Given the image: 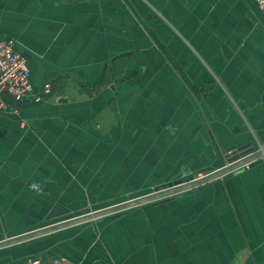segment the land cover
Wrapping results in <instances>:
<instances>
[{
    "label": "crops",
    "instance_id": "0c3cea01",
    "mask_svg": "<svg viewBox=\"0 0 264 264\" xmlns=\"http://www.w3.org/2000/svg\"><path fill=\"white\" fill-rule=\"evenodd\" d=\"M33 96L0 112V241L197 180L264 149L253 0H0ZM46 82L52 95L41 101ZM264 264V158L0 249V264Z\"/></svg>",
    "mask_w": 264,
    "mask_h": 264
},
{
    "label": "water",
    "instance_id": "95a60500",
    "mask_svg": "<svg viewBox=\"0 0 264 264\" xmlns=\"http://www.w3.org/2000/svg\"><path fill=\"white\" fill-rule=\"evenodd\" d=\"M263 158H264V149L257 150L250 143L246 144L240 148H237L236 150H234L233 152L227 155L226 159L228 164L226 166L217 170L216 172L205 175L202 178H199L197 180H192L186 183H183L181 180H176L174 182L166 183L164 185L157 187L153 193L147 196L135 200H131L129 202H124L104 210L78 216L76 218H72L64 222L52 224L45 228L43 227L25 234L16 235L7 238L6 240L0 241V249L48 234L50 232L58 231L71 226L80 225L92 219L100 218L111 213L129 209L140 204H145L166 195L177 193L179 191L193 189L195 187L204 185L228 172H232V171H236V173L244 172L246 169L253 168L261 164Z\"/></svg>",
    "mask_w": 264,
    "mask_h": 264
},
{
    "label": "built area",
    "instance_id": "2783aa9c",
    "mask_svg": "<svg viewBox=\"0 0 264 264\" xmlns=\"http://www.w3.org/2000/svg\"><path fill=\"white\" fill-rule=\"evenodd\" d=\"M264 13V0H253ZM30 70L26 56L15 48L9 39L0 40V112L17 114L18 105L33 96ZM52 95V86L46 82L40 95L34 97L41 101ZM14 104V105H13ZM27 264H41L39 260H29ZM46 264H68L65 258L56 257Z\"/></svg>",
    "mask_w": 264,
    "mask_h": 264
},
{
    "label": "trees",
    "instance_id": "16d2710c",
    "mask_svg": "<svg viewBox=\"0 0 264 264\" xmlns=\"http://www.w3.org/2000/svg\"><path fill=\"white\" fill-rule=\"evenodd\" d=\"M20 104H21V103H19V104H15V105H18V106H19ZM13 105H14V104H13ZM19 108H20V106H19Z\"/></svg>",
    "mask_w": 264,
    "mask_h": 264
}]
</instances>
